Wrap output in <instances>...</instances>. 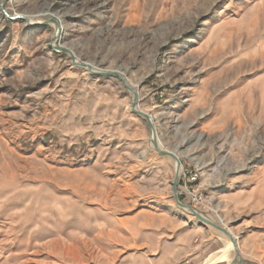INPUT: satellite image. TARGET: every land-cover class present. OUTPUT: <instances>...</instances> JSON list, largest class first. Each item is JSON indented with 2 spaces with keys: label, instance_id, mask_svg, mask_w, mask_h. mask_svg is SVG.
Listing matches in <instances>:
<instances>
[{
  "label": "rangeland",
  "instance_id": "obj_1",
  "mask_svg": "<svg viewBox=\"0 0 264 264\" xmlns=\"http://www.w3.org/2000/svg\"><path fill=\"white\" fill-rule=\"evenodd\" d=\"M63 49L126 80L181 162L180 200L264 264V0H0V264H115L113 218L164 206L198 221L133 94ZM183 172L207 207L180 195ZM206 227L199 264H229Z\"/></svg>",
  "mask_w": 264,
  "mask_h": 264
},
{
  "label": "crops",
  "instance_id": "obj_2",
  "mask_svg": "<svg viewBox=\"0 0 264 264\" xmlns=\"http://www.w3.org/2000/svg\"><path fill=\"white\" fill-rule=\"evenodd\" d=\"M111 228L118 231L112 234L115 264H199L201 236L209 232L198 221L164 206L113 218Z\"/></svg>",
  "mask_w": 264,
  "mask_h": 264
},
{
  "label": "water",
  "instance_id": "obj_3",
  "mask_svg": "<svg viewBox=\"0 0 264 264\" xmlns=\"http://www.w3.org/2000/svg\"><path fill=\"white\" fill-rule=\"evenodd\" d=\"M52 23H54L56 25L57 30H58L59 24L54 20H52ZM57 37H58V35H57V31H56L54 38H53L52 46L55 45V41H56ZM63 52L68 53L72 57L73 62L76 65L87 70L92 75L116 77L117 79H119L123 83V85L126 87V89H128L133 94V101L131 104V109H132L134 114H136L139 117L145 118L147 120L149 127H150V140H149V142H150L152 148L160 156L169 157V158L173 159L176 163L175 179L173 181V197H174L176 205L181 210H183V211L187 212L189 215H192L193 217H195L203 225L210 226V227L222 232L223 234H225L229 238V240L233 243L234 253H235V257H234L233 261L229 264H244L243 258L241 257V254L237 250V243H236L235 239L233 238V236L229 233V231L224 229L223 227L217 225L214 221L208 220L207 218L203 217L194 207H192L191 205L184 204L180 200V197H179V194L177 191V186H178V182H179V173H180V168H181V162H180L179 158L173 152L166 151V150L161 148V145L157 139V133H156V129H155L152 118L149 115H147V114H145L142 111L137 109V101H138L137 92L132 90L131 87L127 84L126 80L123 77H121L120 75H118L117 73H115V72H97L89 64L77 63V61H75L73 55L69 51L63 49Z\"/></svg>",
  "mask_w": 264,
  "mask_h": 264
},
{
  "label": "built area",
  "instance_id": "obj_4",
  "mask_svg": "<svg viewBox=\"0 0 264 264\" xmlns=\"http://www.w3.org/2000/svg\"><path fill=\"white\" fill-rule=\"evenodd\" d=\"M181 176L184 183L181 187L180 195L187 197L190 203L199 209L200 207H207V199L202 196L198 188L194 187V183L198 180L197 173L193 174L191 172H183Z\"/></svg>",
  "mask_w": 264,
  "mask_h": 264
},
{
  "label": "bare ground",
  "instance_id": "obj_5",
  "mask_svg": "<svg viewBox=\"0 0 264 264\" xmlns=\"http://www.w3.org/2000/svg\"><path fill=\"white\" fill-rule=\"evenodd\" d=\"M26 17V16H25ZM210 220V219H209ZM215 222V221H214ZM216 223V222H215ZM217 225H219L218 223H216ZM220 226V225H219ZM216 230V229H215ZM218 231V230H217ZM220 232V231H219ZM222 233V232H221ZM230 233V232H229ZM231 234V233H230ZM232 235V234H231ZM233 236V235H232ZM234 238V237H233ZM235 239V238H234ZM236 241V240H235ZM227 242V241H226ZM237 243V242H236ZM226 247L228 248L229 247V249H230V247H232L233 248V250H234V247H233V243L229 240L227 243H226ZM237 250H238V252L240 253V250H239V245H238V243H237ZM228 252V251H227ZM226 252V254H228ZM241 254V253H240ZM226 256V255H225ZM229 256V255H228ZM242 257V256H241ZM225 257L224 256H219V254H213L212 256H210L209 257V259L207 260V263L206 264H216V263H218V262H221V261H223V260H225L224 259ZM227 260H228V262L229 263H231L232 262V259H231V257H227L226 258ZM243 261H244V259H243ZM244 264H245V262H244Z\"/></svg>",
  "mask_w": 264,
  "mask_h": 264
},
{
  "label": "trees",
  "instance_id": "obj_6",
  "mask_svg": "<svg viewBox=\"0 0 264 264\" xmlns=\"http://www.w3.org/2000/svg\"><path fill=\"white\" fill-rule=\"evenodd\" d=\"M182 199V198H181Z\"/></svg>",
  "mask_w": 264,
  "mask_h": 264
}]
</instances>
